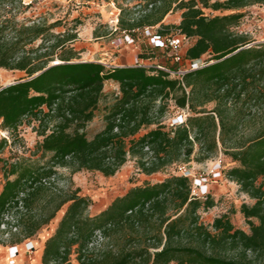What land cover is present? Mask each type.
Masks as SVG:
<instances>
[{
  "label": "trees",
  "instance_id": "1",
  "mask_svg": "<svg viewBox=\"0 0 264 264\" xmlns=\"http://www.w3.org/2000/svg\"><path fill=\"white\" fill-rule=\"evenodd\" d=\"M256 3L264 0H180L176 6L183 12L177 27L185 38L195 39L184 58L210 57L204 66L176 79L156 66L109 69L99 61H73L79 57L72 46L76 33L55 31L59 20H20V11L30 4L0 0V67L27 76L0 83V125L15 132L24 120L38 121L39 148L42 156L50 154L35 163L0 156V229L11 226L13 245L35 235L68 204L45 243L42 264H72L74 246L79 264H255V258L264 256V42L249 45L251 38L236 29L243 9ZM208 7L222 14L206 15ZM161 8L155 17L146 13L126 21L122 16L120 25L130 32L153 26L172 9L170 3ZM55 55L62 61L50 64ZM109 80L118 82L119 91L108 105L104 128L89 138L87 122L95 116ZM169 100L178 108L188 107L189 115L185 123L166 128L158 119ZM211 101L216 105L209 110ZM253 105L258 110L253 112ZM257 119L259 130L242 141L239 129ZM218 127V141L236 162L224 169L225 176L255 199L240 209L249 231L236 228L226 215L216 217L210 231L200 221L199 210L213 207L215 200L210 193L206 198L194 195L192 178L182 173L133 186L95 215L86 213L92 200L80 195V189L65 191L51 183L58 168L114 176L129 156L146 175L163 172L189 162L196 143L198 160L210 159L218 148ZM7 142L0 140V153ZM121 229L140 242L138 247L99 260L100 249L91 246L95 233L106 238ZM189 236L193 243L184 242ZM231 250L234 255H224Z\"/></svg>",
  "mask_w": 264,
  "mask_h": 264
},
{
  "label": "rangeland",
  "instance_id": "2",
  "mask_svg": "<svg viewBox=\"0 0 264 264\" xmlns=\"http://www.w3.org/2000/svg\"><path fill=\"white\" fill-rule=\"evenodd\" d=\"M180 0H24V3L30 4L23 8L18 18L26 21L33 19H45L46 21H60V25L55 29L57 32L76 33L77 38L72 42V46L79 51V57L73 61H99L105 64L109 69L116 66H128L129 63H134L135 56L143 54L144 62L152 65H166L168 67L177 68L178 66H186L185 63L180 65L175 63L171 49L167 47H156L155 42L151 37L158 34L160 29L163 31L161 39H165L171 35L179 34L182 9L176 4ZM213 1V0H212ZM171 4L172 9L165 17L155 25H147L144 28H137L131 32L120 25L119 18L123 16L124 20L128 21L132 18L139 19L144 14H153L157 16L163 5ZM245 15L241 18V23L236 27L237 31L245 32L251 42L249 45L264 42V3H256L247 6L243 9ZM206 15L222 14L220 10H213L211 7L204 8ZM150 28V33L145 30ZM133 38V43L125 40L126 35ZM193 39L185 38L182 40L180 53H184L186 48L191 46ZM40 40L36 41L39 44ZM59 53V51H58ZM210 55H204L203 61L209 59ZM50 64L61 62L57 55L54 56ZM26 73L20 70H9L0 67V83L7 85L16 82L20 78H26ZM118 82L109 80L103 84L102 97L98 102V108L95 110V116L87 122L86 134L90 138L95 133L104 128L105 114L108 105L113 101L115 92L119 91ZM159 104V103H158ZM167 110L163 117L158 121L166 128L171 127L173 119L179 113L181 108L175 106L173 100L167 102ZM216 105L214 101L207 104V108L211 110ZM256 105H253V112L258 110ZM189 110V108H188ZM193 115L190 112V116ZM228 119V118H227ZM229 121V119H228ZM1 122V121H0ZM157 124L152 125L155 127ZM147 128L142 129L140 134L145 133ZM42 127L38 121L28 122L24 120L15 132H10L0 125V140L5 138L8 142L2 149L0 156L7 159L9 162L24 161V162H44L50 156L47 153L42 156V151L39 148V143L42 141V136L39 131ZM260 128V123L247 124L239 129L238 135L244 141L254 135ZM218 127L216 131L217 141L219 138ZM193 155L189 162L180 163L166 168L163 172L153 174H144L136 167V160L133 156H129L128 161L116 172L114 176H105L102 172L84 170L73 173L67 168H58L59 174L51 179V183L57 188L65 191L68 189H80L79 194L87 195L91 198L92 204L87 209L86 213L95 215L101 210L107 208L111 202L119 195L125 194L133 186L143 185L144 183L157 182L163 180L166 176L173 173H180L179 166L190 169L194 176L199 173H205L211 177V171L217 158L223 159V166L228 171L231 166L236 165L224 147L218 141L216 153L210 159L198 160L201 157L199 146L196 143ZM225 172V171H224ZM212 178V177H211ZM3 180V175H1ZM261 179L257 183H261ZM264 183V181H263ZM208 193L214 198L215 204L213 207L204 210H199L200 221L212 232L213 222L216 217L226 215L231 218L236 228L249 231V223L247 218L241 213L242 204H253L255 199L251 198L247 193H244L240 185L223 174L220 178L208 182ZM68 204L64 205L61 210L57 211L55 216L50 220L49 224L42 226L35 235L24 239L18 245V255L15 258V264H41L43 249L47 239L53 235L57 228L61 217L65 213ZM12 222V221H11ZM14 222L11 223L13 225ZM11 227L8 224L1 226L0 238L3 245H0V264H9L10 256L8 250L13 246L12 233L8 230ZM5 230V232H4ZM15 231V229H13ZM127 229H121L118 232H112L108 237L100 236V233H95V237L91 246H96L100 249L98 259H107L112 256V253H118L122 248L131 250L138 247L140 244L136 239H129ZM26 241H31L34 244V249L27 250L25 247ZM151 242H141L140 246L149 245ZM184 242L193 243L192 236L184 239ZM149 250L154 251L153 247ZM10 251V250H9ZM70 261L72 264H79L75 251V246L72 249ZM234 251H228L224 255L231 257ZM255 264H264V256L255 258ZM175 264V263H171Z\"/></svg>",
  "mask_w": 264,
  "mask_h": 264
},
{
  "label": "built area",
  "instance_id": "3",
  "mask_svg": "<svg viewBox=\"0 0 264 264\" xmlns=\"http://www.w3.org/2000/svg\"><path fill=\"white\" fill-rule=\"evenodd\" d=\"M145 30L150 33V28L146 27ZM162 35L155 34L151 37V40L155 42L156 47H167L168 49H171L172 56L174 58L175 63L181 64V63H187L186 66H178L177 68L168 67L166 65H152L149 63L144 62V60L141 57H138V55L135 56V61L131 65L140 66V67H152L156 66L159 69H163L164 71L168 72L170 77L176 78V79H182L183 76L190 70H194L196 68L202 67L205 65V61H203L201 58L198 59H185L183 56V53L179 52V49L181 47L182 40L185 39L184 35L180 33L176 35H171L165 39H161ZM125 40L129 41V43H133V38L128 34L125 36ZM189 115V110L187 108H183L179 111V113L176 115V117L173 119L171 126H179V124L185 123L187 120V116ZM178 171L185 176L192 178V184H193V194L198 195L201 198H206V196L209 194L208 192V182L214 179L220 178L224 174L225 167L223 166V159L221 157L217 158L215 161V164L213 166V169L211 171V177L206 175L205 173H199L197 176H194L193 172L185 167L179 166ZM179 173V174H180ZM27 250L34 249V245L31 241H26L25 243ZM10 254L11 257L9 259V264H15V258L18 255V245L10 246Z\"/></svg>",
  "mask_w": 264,
  "mask_h": 264
},
{
  "label": "bare ground",
  "instance_id": "4",
  "mask_svg": "<svg viewBox=\"0 0 264 264\" xmlns=\"http://www.w3.org/2000/svg\"><path fill=\"white\" fill-rule=\"evenodd\" d=\"M33 243V242H32ZM34 245V244H33ZM19 250V249H18ZM8 254H9V256L11 257V254H10V252H9V250H8Z\"/></svg>",
  "mask_w": 264,
  "mask_h": 264
},
{
  "label": "crops",
  "instance_id": "5",
  "mask_svg": "<svg viewBox=\"0 0 264 264\" xmlns=\"http://www.w3.org/2000/svg\"><path fill=\"white\" fill-rule=\"evenodd\" d=\"M129 65H131V63H129L128 66H129ZM40 263L42 264L41 259H40ZM21 264H22V263H21ZM23 264H24V263H23Z\"/></svg>",
  "mask_w": 264,
  "mask_h": 264
},
{
  "label": "water",
  "instance_id": "6",
  "mask_svg": "<svg viewBox=\"0 0 264 264\" xmlns=\"http://www.w3.org/2000/svg\"><path fill=\"white\" fill-rule=\"evenodd\" d=\"M37 74V73H36Z\"/></svg>",
  "mask_w": 264,
  "mask_h": 264
}]
</instances>
